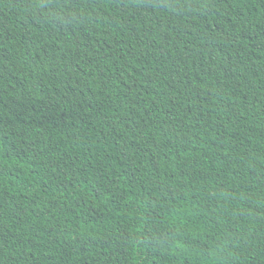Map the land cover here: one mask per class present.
I'll return each mask as SVG.
<instances>
[{
    "label": "trees",
    "instance_id": "trees-1",
    "mask_svg": "<svg viewBox=\"0 0 264 264\" xmlns=\"http://www.w3.org/2000/svg\"><path fill=\"white\" fill-rule=\"evenodd\" d=\"M0 264H264V0H0Z\"/></svg>",
    "mask_w": 264,
    "mask_h": 264
}]
</instances>
